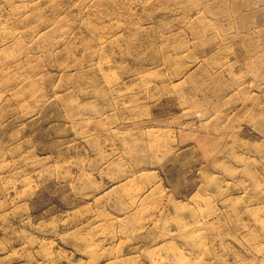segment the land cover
I'll use <instances>...</instances> for the list:
<instances>
[{"label":"rangeland","instance_id":"obj_1","mask_svg":"<svg viewBox=\"0 0 264 264\" xmlns=\"http://www.w3.org/2000/svg\"><path fill=\"white\" fill-rule=\"evenodd\" d=\"M0 264H264V0H0Z\"/></svg>","mask_w":264,"mask_h":264},{"label":"bare ground","instance_id":"obj_2","mask_svg":"<svg viewBox=\"0 0 264 264\" xmlns=\"http://www.w3.org/2000/svg\"><path fill=\"white\" fill-rule=\"evenodd\" d=\"M193 99V98H192ZM132 145V144H131ZM135 145V144H134ZM163 146H162V144L161 145H159L157 148H158V150L159 149H161ZM132 148V147H131ZM162 150V149H161ZM146 159V158H145ZM155 159H158V158H155ZM165 159V158H164ZM166 160V159H165ZM175 160H176V157L174 156V157H170L169 158V162H175ZM220 161V160H219ZM218 161V162H219ZM161 162H163V161H161ZM160 162V163H161ZM221 162H222V160H221ZM180 166H176V167H174L173 166V168L171 169V172L169 173L172 177L174 176V174H173V171H175V168H178V171H179V173H181V174H183V172H182V168L180 169L179 168ZM230 171V170H229ZM180 203V202H179ZM177 204L176 206L178 207V206H181L180 204H182V203H180V204ZM179 221H181V224L183 223V224H185L186 222L184 221V219H179ZM87 243H89V242H87ZM85 246H88V244H85Z\"/></svg>","mask_w":264,"mask_h":264}]
</instances>
